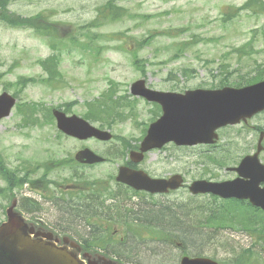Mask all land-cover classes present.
<instances>
[{
  "label": "rangeland",
  "instance_id": "obj_1",
  "mask_svg": "<svg viewBox=\"0 0 264 264\" xmlns=\"http://www.w3.org/2000/svg\"><path fill=\"white\" fill-rule=\"evenodd\" d=\"M106 1H7V8L16 16H35L36 23L46 16L54 23V35H41L30 27H11L0 20V93H13L20 103L0 120V165L6 167L4 172L10 174L12 182L22 176L21 166L26 165L34 170L29 176L32 181L43 176L42 185L58 182L72 190L65 193L58 189L52 195L44 194L49 196L44 199L42 189L27 181L15 187L10 196L8 182L0 178V222L15 196L17 209L29 221L80 241L90 230L85 225L91 218L89 213L99 214L100 210L95 207L87 214L84 200L71 195L82 191L84 178L109 180L121 196L119 209L126 208L130 217L144 219L151 211L159 212L152 222L134 221L133 230L141 223L165 229L157 230V236L151 238L144 232H126L128 227L118 221L116 239L123 237L125 241H112L96 249L123 264H179L182 254L211 258L219 264H248L257 257L258 264H264V211H249L244 219L238 208L240 213L233 212L234 218L221 223L212 215L222 201L211 194L193 195L185 187L168 195L134 194L113 180L117 166L127 157V152L115 155L120 151L117 139L102 142L68 137L56 128L48 111L61 107L137 145L149 122L158 116L157 108L149 102L130 95L123 116L112 117L110 112L105 113V120L89 117L91 103L104 100L110 81L116 82L114 95L124 96L138 78L154 88L176 90L243 86L258 80L264 77V12L232 11L223 20L227 5L237 7L247 0H113L124 10L121 18L110 20L102 17L101 6ZM21 77L34 81L19 86L16 82ZM35 112L38 117L33 116ZM260 130H264V111L245 123L219 129L213 145L167 144L152 149L142 167L154 175L184 173L187 183L198 178H231L236 174L226 168L254 151ZM84 146L109 158L92 166L75 165L72 156ZM260 159L264 162V150ZM50 162L49 170L39 169ZM74 174L82 178H73ZM183 230H190L187 240ZM182 239L185 245L179 243Z\"/></svg>",
  "mask_w": 264,
  "mask_h": 264
},
{
  "label": "water",
  "instance_id": "obj_2",
  "mask_svg": "<svg viewBox=\"0 0 264 264\" xmlns=\"http://www.w3.org/2000/svg\"><path fill=\"white\" fill-rule=\"evenodd\" d=\"M131 92L158 101L163 106L162 116L150 124L140 147L141 152L136 153L139 158L143 151L160 147L170 140L186 145L213 142L216 137L214 129L218 126L245 120L264 109V80L239 88L195 89L178 94L149 89L144 80L139 79L131 84ZM14 102L15 99L8 93L0 94V118L10 113ZM53 114L58 128L69 135L81 139L91 136L102 140L111 138L109 131L101 130L81 117L66 116L58 110H53ZM260 141L261 138L256 153L245 156L236 168L239 177L221 182L194 180L189 190L192 193L211 192L221 197L249 199L252 204L264 210V184L259 185L264 182V165L257 158L262 149ZM133 154L131 152V157ZM75 158L86 163L103 160L88 148L79 150ZM116 179L150 192H166L181 184L178 175L169 179L152 178L143 171L125 166L119 167ZM15 205L16 200L13 199L6 209L7 219L0 224V264H85L79 258L80 248L74 242L64 240L71 248L56 245L53 241H57L58 237L52 231L28 224L21 213L14 209ZM82 255L88 259L90 254L83 252ZM98 256L103 264H117L102 255ZM180 264L219 263L206 257L183 256Z\"/></svg>",
  "mask_w": 264,
  "mask_h": 264
},
{
  "label": "trees",
  "instance_id": "obj_3",
  "mask_svg": "<svg viewBox=\"0 0 264 264\" xmlns=\"http://www.w3.org/2000/svg\"><path fill=\"white\" fill-rule=\"evenodd\" d=\"M7 1L8 0H0V20L4 21L6 25L30 27L36 33H40L41 35H44V34L50 35V36L54 35V33H53L54 31L52 29L53 28L52 26L54 23L52 21L48 20L46 16H43V19L40 20L39 23H36L34 21V19H36L35 16H33L32 18H27V17L23 18V17H20L19 14H17L18 16H16L15 14H13L12 12L9 11V8H7ZM112 1L113 0H107L101 6L102 17H104V19L116 20V19L121 18V15H122L121 10H124V7L118 5L117 3H112ZM248 9L251 13L264 12V0H247L243 5L237 6V7H235L233 5H227L226 10L224 12L225 14H227V16L222 15V18H223V20H226L231 15L232 11L234 13L235 12L239 13L242 10H248ZM29 17H31V16H29ZM40 17H41V13H40L39 19H40ZM93 22L94 21H92L90 23L92 24ZM149 37H150V35L147 36L146 38H144L143 41L147 43ZM134 61H137L138 67H141V61L136 56L134 57ZM187 71L188 70L185 69L183 71V73L186 74ZM262 72H264V69L262 70ZM261 78H263V77H261ZM261 78H259V79H261ZM28 80L34 81L33 78L28 79V78L21 77L17 80L16 84L19 85L21 83L22 85H25ZM242 82L243 81H239L238 84H242ZM19 86H21V85H19ZM108 86H109V91L105 92L104 100L103 101L97 100V101H93L91 103L90 108H89L90 109L89 117H92L93 119H98V120H105L106 119L105 113L112 112V114H113L112 117H115L117 115L123 116L125 114V111L123 110V108L125 107V104H126L125 103V96H122V94L114 95L115 93H117L116 82L110 81ZM238 86H241V85H238ZM22 87H24V86H22ZM0 169H1L0 175H2L3 178L5 179V181L8 182V186L10 187L9 192H10V196H11L13 189L15 187L21 186L22 183L26 180V178L18 179L16 181L12 182L10 174L4 172V168H2L1 165H0ZM98 195L99 194L93 192L91 194V197H89L90 199H87V200H91V201L89 203H87V202L82 203L85 207L87 214H88L87 211H91L94 209L93 206L90 204H92L95 201V199L97 198ZM221 201H222V203L217 204L215 206L214 211H213V215H212L214 217V221H217V222H219V221H221V223L227 222L230 218H234L232 216V214L240 213L241 211H242V213H244V219H245L246 213H249V211L257 210L255 208H252L249 205H245V204L238 202L236 200H221ZM76 204L78 205V203H76ZM78 207H82V206H78ZM113 208L117 209L118 206L117 207L113 206ZM238 208H241L240 212L237 211ZM84 217H85V215H84ZM143 217H144V219H142V220H145L147 222L148 221L152 222L150 219L151 218L157 219L159 217V212L157 210H155L153 212L151 211L150 213L145 214ZM137 218L141 219L140 217H137ZM162 218H163V216L162 217L160 216V219H162ZM252 218L256 219L255 216ZM252 218H251V220H252ZM84 220L86 221L85 218H84ZM172 223H174V222H172ZM85 225L87 228L90 229V231H92V229H94V225H92V224H89V223L87 224V222H85ZM160 230L165 231V229H160ZM189 233H190V230H183L182 231V235L184 236L185 240H187L189 238ZM184 242L185 241L182 239V240H180L179 243H181L183 245ZM254 262H256V264H258L259 259L257 257H255V259L248 261V264H254ZM240 263L241 262L236 263V264H240Z\"/></svg>",
  "mask_w": 264,
  "mask_h": 264
},
{
  "label": "flooded vegetation",
  "instance_id": "obj_4",
  "mask_svg": "<svg viewBox=\"0 0 264 264\" xmlns=\"http://www.w3.org/2000/svg\"><path fill=\"white\" fill-rule=\"evenodd\" d=\"M145 160V159H144ZM142 162H143V160H141V161H139V162H136V161H133V162H130L129 164H130V166L132 167V168H135V169H144V170H146L145 168H143L142 167ZM147 171V170H146ZM148 172V171H147ZM175 172H178V171H175ZM174 172V173H175ZM148 173H150V172H148ZM179 173H181V172H179ZM172 174V173H171ZM184 174V173H183ZM153 176H156V177H168V176H170V174H168V175H154V174H152ZM172 192H175V191H172ZM172 192H169V193H172ZM145 193V192H144ZM40 194H41V196L44 198V199H46V198H48V196H46V195H44L42 192H40ZM168 194V193H167ZM152 195H155V194H152ZM116 232H117V229L114 231V234H116ZM115 241H117V242H124L125 241V239L122 237V238H119L118 240H116V237H115Z\"/></svg>",
  "mask_w": 264,
  "mask_h": 264
}]
</instances>
